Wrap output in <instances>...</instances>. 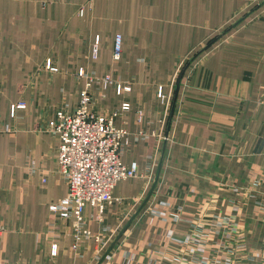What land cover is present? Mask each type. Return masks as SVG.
I'll return each mask as SVG.
<instances>
[{
    "label": "crops",
    "instance_id": "1",
    "mask_svg": "<svg viewBox=\"0 0 264 264\" xmlns=\"http://www.w3.org/2000/svg\"><path fill=\"white\" fill-rule=\"evenodd\" d=\"M89 81L145 175L80 228L50 124ZM0 229L6 264H264V0H0Z\"/></svg>",
    "mask_w": 264,
    "mask_h": 264
},
{
    "label": "built area",
    "instance_id": "2",
    "mask_svg": "<svg viewBox=\"0 0 264 264\" xmlns=\"http://www.w3.org/2000/svg\"><path fill=\"white\" fill-rule=\"evenodd\" d=\"M122 51L123 37L117 34L114 42V60H120ZM97 52L96 48L95 55ZM50 69L58 70L57 67ZM79 75H85L83 69ZM100 79L105 86L113 82L109 75ZM93 84L92 81L87 82L76 109H60L50 124V129L60 141L55 155L69 185L68 195L60 202L50 205V210L61 217H74L76 225L80 228L84 227L88 206L97 209L99 215H102L108 206L120 200L113 195L119 181L145 175L136 162L127 165L121 157L129 132L125 126L118 127L115 119L121 112L131 110L132 105L124 102L119 110L111 113L94 111ZM131 89L132 85L129 83H117L119 94ZM159 96L163 97L162 89ZM26 107L24 101H19L12 106V111L15 114L17 110ZM1 232L3 229H0ZM84 232L90 233L88 230ZM56 251L55 245L54 253ZM0 264L6 263L0 259Z\"/></svg>",
    "mask_w": 264,
    "mask_h": 264
},
{
    "label": "trees",
    "instance_id": "3",
    "mask_svg": "<svg viewBox=\"0 0 264 264\" xmlns=\"http://www.w3.org/2000/svg\"><path fill=\"white\" fill-rule=\"evenodd\" d=\"M215 40V38L214 39H212L209 43H212L213 41Z\"/></svg>",
    "mask_w": 264,
    "mask_h": 264
}]
</instances>
